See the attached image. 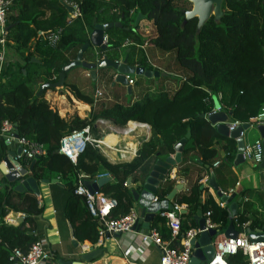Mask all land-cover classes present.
I'll return each mask as SVG.
<instances>
[{
  "label": "trees",
  "instance_id": "trees-1",
  "mask_svg": "<svg viewBox=\"0 0 264 264\" xmlns=\"http://www.w3.org/2000/svg\"><path fill=\"white\" fill-rule=\"evenodd\" d=\"M65 1L76 4L80 15L69 19V12L60 0H12L6 16L9 28L5 46L14 50L22 62L8 61L0 68V124L6 119L17 125L19 136L45 146V154L35 159L31 169L33 177L39 181L53 173L61 176L69 193L64 216L73 227V238L78 243L87 240L95 244L98 242L97 222L89 215L84 197L73 193L79 174H85L91 181L102 173L112 177L113 180L104 183L98 193L116 200L110 217L120 218L127 214L133 199L130 187L126 185L127 179L137 182L139 167L160 147L174 153L175 142L189 136L178 164L180 172L188 169L190 153L197 154L199 162L209 168L217 159L222 164L233 158L236 141L219 135L202 116L213 107V96L231 113L233 120L256 126L253 119L264 106V0H223L219 21L210 16L200 30H197L196 17L185 20L187 8L180 4L182 0ZM137 12L153 23L155 36L141 37L136 28L131 29ZM94 19L96 23L119 21L122 28L113 27L107 31L108 46L122 48L123 53L129 48V57L137 51L140 55L138 64L146 69L153 67L148 64L141 46H154L160 54L169 55L171 62L165 68L163 79L171 78L172 73L181 74L178 86L170 92L164 88L151 90L148 83L137 98H133L132 93L126 95L122 87L121 94H113L111 99L101 100L94 106L92 96L76 85L65 84L73 97L91 108L85 117H60L43 97L44 93L37 96L36 91L42 83L57 80L62 67L74 60L79 47L88 41ZM57 28H62L59 40L48 45L42 39V33ZM124 41L129 43L127 47H121ZM93 55V48L89 47L83 57L87 59ZM32 57L38 58L39 63L32 62ZM98 71V82L110 87L111 69L100 68ZM136 82L141 84L139 78ZM100 119L119 127L131 121L128 124L134 133L145 132L147 126L143 124H147L151 131L149 139L141 142L135 157L129 161L110 162L102 150L88 143L78 154L75 164L56 152L61 137L86 126L98 138L95 123ZM220 149L225 151L222 158ZM5 151L4 141L0 139V160ZM30 161L20 160L21 166L28 167ZM174 173L168 174L157 188L159 201L172 189ZM211 191L196 181L187 192L175 196L173 203L186 209L180 214L181 232L196 226L194 216L199 210L211 212L212 221L219 224L218 232L227 227L230 221L227 206L221 208L220 200H215ZM250 193L248 188L240 192L242 201L232 219L233 225L240 231L241 224L249 221L247 228L264 231V204L260 210L255 209L248 199ZM213 194L217 196L214 190ZM257 194L264 201V192ZM9 211L21 212L24 221L16 225L6 222L3 218ZM42 211L43 205L39 204L35 194L18 193L6 186L0 189V264H7L14 248L27 252L32 242L40 237L36 233L34 217ZM165 222L159 212L151 221V226L162 238L169 237ZM54 254L58 255L56 251ZM226 259L229 264L246 263L240 251L227 255Z\"/></svg>",
  "mask_w": 264,
  "mask_h": 264
},
{
  "label": "crops",
  "instance_id": "crops-1",
  "mask_svg": "<svg viewBox=\"0 0 264 264\" xmlns=\"http://www.w3.org/2000/svg\"><path fill=\"white\" fill-rule=\"evenodd\" d=\"M46 13L48 15L49 11H47ZM136 32L141 37L155 36L154 25L150 20L147 19L140 21L139 26L136 28ZM128 45L129 43L124 41L121 47H127ZM142 47L141 49H143L144 55L147 57L148 64H150L153 67V69H157L161 72H165L166 63L165 62L163 63L162 59L166 57V54L165 55L160 54L159 51L154 48V46H147V47L142 46ZM96 51H98V55L101 56L107 55L110 58L115 57L118 58L119 60H122L123 57L126 54H128L127 51L123 53L122 48L121 49L110 48V50L108 51H102L100 48H93L94 55L87 59L83 57V59L88 62L96 61L97 59V56L95 54ZM15 55L17 54L15 53ZM15 55L11 56L12 60L10 61L21 63V61H18V57ZM139 56L140 55L139 53H137V51L135 54H131L130 57H128L129 63L133 65L141 66L140 64H138ZM161 61L163 64H161ZM98 70L96 71L97 74L95 78H93L91 77V75L90 76L87 75L89 72L83 67H75L74 69L68 71V73L66 74L64 86L62 88L46 90L43 94V97L47 100L49 105H51L50 107L56 110L59 116L62 118L68 119L75 115H78L80 117H85L90 111L91 106L81 100H78L76 97H73L65 84L76 85L83 93L92 96L94 99H95L94 96L95 91L100 90L102 92V98L100 99V101L108 100L113 97V94L117 93V95H119L121 94L122 91L121 85L119 84L111 85V83L107 91L105 89H102L100 87L102 83L98 82V78H99ZM111 73L114 74L113 71L109 72V74ZM130 76L133 77L135 80V82L131 85V91H130V93H132L133 95V98L139 97V94L141 93L142 90H144V88L148 86L147 85L148 83L150 85L149 88H151V90H154L156 88H164L165 90L172 92V90H174L178 86L182 77L181 74L172 73L171 78L169 77L167 79H163L164 76L158 78L151 77L148 79H154V80L152 82H149L147 81L148 79L145 77H141V76L137 77L135 75H130ZM138 78L139 79L145 78V80L140 85H137L138 83L136 81L138 80ZM123 89L126 90L125 86L123 87ZM129 122H127V124L124 127L130 128L133 132V134H131L129 137L137 145L134 155H132L129 158L118 159L113 155L112 146H108V145L103 146L106 152L105 155L108 157V160L110 162L113 161L115 162L119 160L120 161L131 160L132 158L135 157L137 149L140 147L141 142L149 139L151 132L150 126H148L147 124L140 123L146 125L147 130L142 133H140V131L134 133L133 128L128 124ZM104 123H109L115 129L113 136H115L116 138L118 137L116 139V143L113 146V148H116L117 146L120 145L125 146L126 140L125 141L119 140V138H122V135L119 131L123 130L121 128L124 127H119L117 125H114L109 120H104V122L101 123L100 126L96 125L97 127L99 126L98 129H101V138L104 137L106 134L105 131L102 130L105 127L103 125ZM252 127H254V125H252ZM244 135H245V131H244ZM244 135H243V139H244ZM248 136L250 138L248 137V140L244 139L245 143H251L253 142V140L259 138L257 130L256 132L255 131L250 132ZM174 153L168 151L166 147H160L155 154L149 157V159H147L139 167L140 168L138 174L139 180L137 182L130 181V184L128 185L130 187V190L135 189L139 191L141 189L140 185L142 183V180L149 174L151 165L154 163L156 159L173 157ZM219 155L220 158H222V156L225 155V151L223 149H220ZM235 155L236 153L234 154L233 158L229 159V161L226 160V163L222 162V164H219L217 167L211 165L212 167L209 168V166L202 165L199 162V158L197 154L190 153L188 155V163H187L188 169H186V171L180 172L178 170L179 168L178 164H175L174 167L172 168L171 172L175 171L174 175H172L174 176V184L172 189L174 188L175 184L180 185V189L176 190L177 191L176 195H177L180 192H187L188 188L194 182L199 181L201 182L202 186L208 187L211 190V187L208 185V180L210 177V173L213 172L218 190L223 191L235 187L237 194L234 200L241 199L242 201V197H240V192L248 188L251 190L248 199L254 203L255 209L260 210L261 204L262 203L264 204V201H262L263 199L261 198V196L257 194V192H264V169L260 168L259 166L253 165L248 160L244 161L243 163L234 164ZM181 159H182V154H181ZM217 160L220 161L219 159ZM171 172H169V174ZM30 174L32 175V171L30 172ZM102 175H106V174L102 173L100 176ZM53 178H57V181H53V183L52 182L45 183L41 180L38 181L40 195L37 197L39 204L43 205V211L40 215L34 218L36 223V233L48 243V246L51 248L53 253H55V251L58 253V255L53 254L57 262L58 259L60 258L75 260L79 257L81 253H83L81 252L82 249H85L84 252H87L90 250L89 248L91 247L90 245H92L94 249L103 246L105 247V251H103L102 255L97 257L92 262V264H131V263L158 264L159 261L158 248L153 243L143 242L142 240H140V237L135 233V231L120 234L119 237L113 236V234L106 233L101 239V242L92 244L90 241L84 240L82 242H79L78 247L75 248L69 236V229H68L69 221L64 216V205L66 203L69 193H67V190L59 174L53 173L52 175H50L49 178L46 179L50 180ZM111 180H113L112 177H110L109 181ZM5 186L8 187L7 185H4V179L0 172V189L4 188ZM211 193L215 200L217 198L220 200L219 197L213 194V190L211 191ZM173 200L170 203H173ZM131 206H134V199H132ZM183 209L186 212V209L185 208ZM11 212L12 211H9L6 214V217H4L3 219L8 223H12L16 225L17 222L15 221L16 220L15 218H17V216L24 217V215L21 212H15L16 215H12ZM223 231L218 232L216 234L217 237H221L223 235Z\"/></svg>",
  "mask_w": 264,
  "mask_h": 264
},
{
  "label": "water",
  "instance_id": "water-1",
  "mask_svg": "<svg viewBox=\"0 0 264 264\" xmlns=\"http://www.w3.org/2000/svg\"><path fill=\"white\" fill-rule=\"evenodd\" d=\"M192 4V8L190 10L185 11V20H189L191 18H197V30H200L204 25L206 20L212 16L214 21H219L220 16L222 15L221 4L223 0H188ZM239 1V0H238ZM60 3L68 10L69 13L73 12L74 7L69 5L65 0H60ZM141 20H144V16L137 12L134 21L132 30H135L139 26ZM94 27L89 33L88 41L82 44L74 58L69 64L62 67L61 71L58 72V78L55 81L44 82L36 91V95L39 96L43 94L46 90L58 89L64 86L65 77L68 71L74 69L75 67H83L86 69L91 77L95 78L97 74V70L99 68H110L111 71L114 72L113 80L111 81V85L119 84L122 87L125 86L127 90V94H130L131 85L128 84L127 75H135L141 76L145 78L151 77H161L165 76V72H161L157 69H149L139 65H133L129 63L128 54H126L122 60L118 58H110L107 55H103L98 61H86L83 59L84 52L89 48H100L102 51L110 50L108 44L102 43V38L104 33H106L109 29L113 27L122 28V24L117 21L115 23H96L94 19L93 22ZM9 26L6 27L8 30ZM127 29V27H125ZM129 49H127V53ZM32 62L39 63V60L35 57L31 58ZM23 73H25L23 71ZM213 107L214 109H218L220 104L216 98L213 96ZM203 116V115H202ZM231 113L225 112L224 110H218L211 114H207L204 118L213 125L219 135H223L229 137L236 141V155L234 159V164L243 163L245 160L243 158V151L245 149V141L243 137H241L240 133L242 131H246L247 128L251 127L249 122H245L244 124L238 125L234 130L229 131L227 123L233 121L230 117ZM264 120V118H262ZM259 138L263 143V159L258 164L260 168L264 169V125L257 124L255 126ZM13 136L16 138L18 136L17 125H13ZM189 138V136H185L178 141L175 142L174 145V156L166 157L164 159H156L154 163L151 165V169L149 174L142 180L140 185L141 189L135 190L132 189V195L134 199V208L137 211V222L132 226V230L139 231L142 234H147L150 227L151 221L154 218V215L159 210H165L167 208L172 207V203H170L175 195L176 190L180 189L179 184H175L174 188L170 190L166 198L162 201L154 202L152 199L156 195L157 188L164 182L166 176L171 172L172 168L175 164H179L181 161V154L183 150V146L185 145V141ZM6 146V151L4 157L0 160V172L4 179V185H7L9 189H12L15 192L23 193V192H31L36 196H39V185L38 181L30 174L32 171V167L35 163V159H32L29 163V166L23 167L21 166L20 160L17 157L21 153V146L16 144L15 140H11L9 142L4 141ZM57 153L61 154L58 150ZM110 176L104 175L102 177L97 178L95 181H91L89 179L83 180V185L88 190L89 193H98L99 189L102 187L104 183L109 181ZM41 181L48 183L53 181H57V178L53 179H42ZM131 179L128 178L126 181V185L130 184ZM208 185L214 190L217 196L220 198L221 202H224L227 206L228 214L230 221L227 227L223 231V236L235 238L239 231H237L233 225L232 219L237 215V208L241 199L234 200L237 193L233 192L231 194H222L220 190H218L217 184L215 182L213 172L210 173V177L208 180ZM185 210L182 209L181 213H184ZM12 215H16L15 211L11 212ZM23 216H17L15 218L17 224L23 222ZM195 225L199 229L205 228V218L202 215L201 210L197 211L194 216ZM69 236L71 242L75 246L78 247V242L73 238V227L68 222ZM218 230L217 229H207L200 232L197 238H192V245L194 251L188 264H206L204 259L209 258L212 255L213 247L211 242L213 238L216 236ZM243 233L252 241H264V231L261 230H252L249 227L243 230ZM108 234V233H107ZM113 236L119 237L120 233H114ZM91 247L89 251L83 252L79 255V257L75 260L71 259H58L59 264H88L92 263L97 257L101 256L103 251H105V247L95 248Z\"/></svg>",
  "mask_w": 264,
  "mask_h": 264
},
{
  "label": "built area",
  "instance_id": "built-area-1",
  "mask_svg": "<svg viewBox=\"0 0 264 264\" xmlns=\"http://www.w3.org/2000/svg\"><path fill=\"white\" fill-rule=\"evenodd\" d=\"M12 0H0V68L5 56V35H6V16L9 11V7ZM74 7L73 12L69 13V19H73L80 15V11L76 4H69ZM132 13V11H131ZM62 28H57L50 30L46 33H42V39L47 42L48 45H54L60 37ZM107 33H104L102 38V43L108 44ZM142 47V46H141ZM143 48V47H142ZM96 56L98 61L102 56L98 55L96 51ZM90 76V74H87ZM128 84L132 85L135 80L133 77L126 76ZM95 103L94 106L98 104L102 98V92L96 90L94 93ZM218 100V99H217ZM220 104V103H219ZM218 110H224V106L220 104L218 109L212 107L210 111L203 114L205 117L207 114H211ZM253 120L257 124L264 125V106L261 108L259 113ZM231 117V116H230ZM232 118V117H231ZM99 123H103L104 120H98ZM252 126L253 123L249 122ZM237 120H233L227 123L228 130H234L238 125H241ZM13 125L14 123L3 119L0 124V139L3 141L15 140L16 144L21 146V153L17 157L18 160H24L28 162L29 160L35 159L43 154H45L46 148L42 143L37 141L27 139L23 136H13ZM241 137L244 135V131L240 133ZM99 138L94 137L89 129V126L81 130L73 131L67 135H64L59 140L60 147L58 151L67 158L72 164L76 163L77 156L85 147V143L93 145L96 148H101L102 144H98ZM105 146V145H103ZM244 160L250 161L253 165L259 166L258 164L263 159V143L260 138L253 140L251 143H245V149L243 151ZM219 161L213 162L212 166L217 167ZM107 175V174H106ZM104 176V175H102ZM100 176V177H102ZM85 174H79V179L77 185L75 186L73 193L84 197L85 204L89 215L95 219L97 222V241L101 242L103 236L108 234L120 233L124 234L127 232L134 231L132 226L137 222L138 214L134 206H131L127 214L120 218L110 217V211L117 204L116 200L112 197L101 195L99 193H89L88 190L83 185V180L86 179ZM99 178V177H98ZM222 194L236 193L235 187L229 188L227 190L221 191ZM152 201L157 202V196H154ZM219 206L223 208L224 202L219 203ZM185 208L179 203H172L171 208L165 210H159L160 216H163L166 220L165 225L169 230V237L162 238L158 230L155 227H150L147 234H142L139 231L135 233L140 237L143 242L153 243L159 250V261L158 264H188L192 253L194 251L193 245L191 243L192 238H197L201 231L207 229H217V223L212 221V214L209 210L202 212L205 218V228L199 229L197 226L192 228H187L181 232V210ZM156 212V213H157ZM248 222L241 224L240 231L235 238L232 237H217L213 238L211 245L213 247L212 255L209 258H205L206 264H229L227 262L226 256L231 254H236L238 251L242 253L245 257V264H264V241H252L243 233V230L247 228ZM82 249L81 252H84ZM54 253L48 246V243L39 237L32 242L30 248L27 252H23L20 248H14L7 259V264H59L55 258ZM92 264V263H88ZM134 264V263H131Z\"/></svg>",
  "mask_w": 264,
  "mask_h": 264
},
{
  "label": "bare ground",
  "instance_id": "bare-ground-1",
  "mask_svg": "<svg viewBox=\"0 0 264 264\" xmlns=\"http://www.w3.org/2000/svg\"><path fill=\"white\" fill-rule=\"evenodd\" d=\"M105 127L104 130L105 131V136L102 137L100 140H98V144H102L105 146H112V152L113 155L118 158V159H125V158H129L132 155H134V152L136 150V143L131 140V138L129 137L131 134H133L132 130L130 128L125 127L123 130L119 131L122 135V138H119V140L121 141H125V146H117L116 148H113V146L116 143V138L115 136H113L115 129L109 124V123H104L103 124ZM120 141V142H121Z\"/></svg>",
  "mask_w": 264,
  "mask_h": 264
},
{
  "label": "rangeland",
  "instance_id": "rangeland-1",
  "mask_svg": "<svg viewBox=\"0 0 264 264\" xmlns=\"http://www.w3.org/2000/svg\"><path fill=\"white\" fill-rule=\"evenodd\" d=\"M180 4H183V5H185L186 6V8H187V10H190L191 8H192V4L188 1V0H182L181 2H180ZM147 26V25H146ZM4 50H5V56H4V60H3V63H2V65H5L8 61H10V60H12V55L14 56L15 55V52H14V50H12V49H10V48H8L7 46H5V48H4ZM15 56H17L18 57V61H21V59H20V57L18 56V55H15ZM163 60V63L165 62L166 63V66H168V65H170V60H171V58H170V56L169 55H166V57H164V59H162ZM22 62V61H21ZM162 63V61H161V64H163ZM168 64V65H167ZM1 65V66H2ZM138 77V76H137ZM144 80H145V78H140V83H142V82H144ZM100 87L102 88V89H105L106 91H107V89H109V86L108 85H104V84H101L100 85ZM137 87V86H136ZM126 95H128V94H126ZM109 97H111V96H109ZM111 99V98H110ZM51 106V105H50ZM100 124L101 123H99L98 121H96V123H95V125H99L100 126ZM98 126V127H99ZM125 128V127H124ZM124 128H121V129H124ZM97 130H98V138L100 139L101 138V129H98L97 128ZM253 131H255L256 132V130H255V128L254 127H249V128H247L246 129V131H245V135H244V139L246 140H248V135H249V133L250 132H253ZM250 138V137H249ZM100 150H102V152H104V154L106 153L105 152V149H104V147H103V145L101 146V148H100ZM107 157V156H106ZM107 159H108V157H107ZM114 162V161H113Z\"/></svg>",
  "mask_w": 264,
  "mask_h": 264
}]
</instances>
